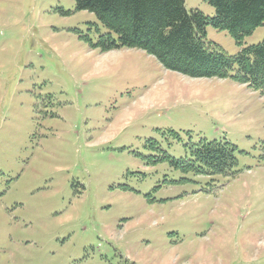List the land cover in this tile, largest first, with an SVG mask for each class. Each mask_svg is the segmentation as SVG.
Here are the masks:
<instances>
[{"label": "rangeland", "instance_id": "rangeland-1", "mask_svg": "<svg viewBox=\"0 0 264 264\" xmlns=\"http://www.w3.org/2000/svg\"><path fill=\"white\" fill-rule=\"evenodd\" d=\"M107 31L75 0H0V264H264V92ZM202 139L236 146L234 176L175 163Z\"/></svg>", "mask_w": 264, "mask_h": 264}, {"label": "trees", "instance_id": "trees-1", "mask_svg": "<svg viewBox=\"0 0 264 264\" xmlns=\"http://www.w3.org/2000/svg\"><path fill=\"white\" fill-rule=\"evenodd\" d=\"M206 1L215 9L213 16L188 9L186 0H75L77 10L95 13L107 28L98 40L104 51L139 48L166 69L194 78L231 77L263 93L264 39L248 46H242V40L264 23V0ZM210 24L229 31L241 50L230 55L209 41ZM235 150L227 140L202 139L187 146V160H174L183 163L184 170L188 166L200 173L232 177L237 173Z\"/></svg>", "mask_w": 264, "mask_h": 264}]
</instances>
